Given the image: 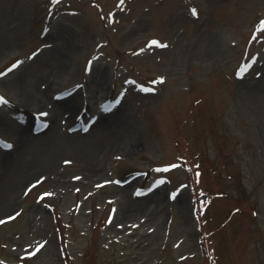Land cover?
I'll list each match as a JSON object with an SVG mask.
<instances>
[{"label": "rangeland", "instance_id": "1", "mask_svg": "<svg viewBox=\"0 0 264 264\" xmlns=\"http://www.w3.org/2000/svg\"><path fill=\"white\" fill-rule=\"evenodd\" d=\"M262 25L264 0H0V264H264Z\"/></svg>", "mask_w": 264, "mask_h": 264}, {"label": "snow or ice", "instance_id": "2", "mask_svg": "<svg viewBox=\"0 0 264 264\" xmlns=\"http://www.w3.org/2000/svg\"><path fill=\"white\" fill-rule=\"evenodd\" d=\"M54 2H58V0H54ZM192 12H193V15H196V10L195 9H193ZM262 28H264V25H262ZM152 43L153 44H156L157 42L156 41H153ZM161 46H163V45H161ZM13 67H15V66H13ZM147 90L148 91H151V89H147ZM0 102H4L2 98H0ZM46 115H47V113H41L40 114V116H42V117L43 116H46ZM7 147H11V145H8ZM0 223H3V221H0Z\"/></svg>", "mask_w": 264, "mask_h": 264}, {"label": "trees", "instance_id": "3", "mask_svg": "<svg viewBox=\"0 0 264 264\" xmlns=\"http://www.w3.org/2000/svg\"><path fill=\"white\" fill-rule=\"evenodd\" d=\"M14 218H15V217H14ZM14 218H13V219H14ZM13 219H12V220H13ZM5 222H7V220H6ZM60 233H61V232H60Z\"/></svg>", "mask_w": 264, "mask_h": 264}]
</instances>
